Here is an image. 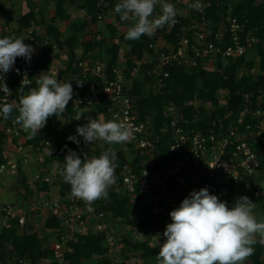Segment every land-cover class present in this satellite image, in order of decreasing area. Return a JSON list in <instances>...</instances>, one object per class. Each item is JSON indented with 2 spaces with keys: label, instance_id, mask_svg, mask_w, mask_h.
<instances>
[{
  "label": "built area",
  "instance_id": "1",
  "mask_svg": "<svg viewBox=\"0 0 264 264\" xmlns=\"http://www.w3.org/2000/svg\"><path fill=\"white\" fill-rule=\"evenodd\" d=\"M165 2L173 3L179 9L201 14L209 7V4L202 0H199L201 4L199 11L189 7L197 0H165ZM110 3L111 0L100 2V12L97 17L99 22L105 21L113 14L112 12L110 15L105 14L104 6ZM183 19L185 18L182 14H177L176 23L170 25L167 30L169 34L172 28L181 25L177 46L167 43L164 38H162L165 42L163 47L159 48L156 43L149 44V50L153 54L146 63L153 65L151 72L159 78L160 87L164 86L163 80L169 77L167 71L169 68L219 71L221 70L219 61L226 64L251 56L258 62V50L259 48L264 50V35L248 34L245 24L235 16L234 6L231 3L226 5V13L216 30L201 27L197 22L187 26L182 24ZM202 19L204 21V18ZM6 36L24 37L25 44L38 45L39 35L34 25L15 29L0 24V38ZM226 41L227 46H225ZM42 52L41 47L34 51L30 62H26L23 57L16 58L13 68L4 75L3 82L0 81V105L5 102L18 105L14 96L21 87L25 75L28 78L24 80L23 88L27 89L34 88L36 77L47 72L63 82H71L73 93L76 94L72 100L75 104L74 109H82L81 121L85 125L88 122L87 118H90L91 108L99 102V98L82 97L80 95L82 83L88 81L89 77L103 80L105 83L103 92L110 104L111 120L123 122L130 128L132 138L125 144L130 150L144 157L139 172L135 171L132 162L127 160L120 171L121 183L116 179L111 185L118 190L121 184V188L133 202L139 196L145 203L150 204L154 215L168 214V208L176 202L175 197L170 194L169 186L173 191H177L180 187L186 189L187 196L195 189L199 191L206 187L210 194L217 195L221 201H225L231 189L235 199L251 192L254 199L264 200V92L259 95L245 94L246 104L239 116L235 118L231 112L223 113L222 117L217 115L211 124L204 123L199 115L202 106L210 113L213 110L211 105L192 103L194 117L191 122L183 116L181 108L170 103L164 110V117L168 122L157 128L151 118L141 120L136 109L135 97L130 94L131 79L137 74L139 67L128 75L127 70L118 65L113 68L114 78L108 79L104 61L81 60L73 65V68L80 70L75 74L71 69L67 70L66 65L65 67L56 65L55 53L50 52L49 64L45 63L34 68L42 59ZM87 55L91 56L90 53ZM3 83L10 90L11 95L5 93ZM24 94L26 91L23 92ZM223 120H227V123H223ZM0 131L6 136L0 177L19 176L21 166L27 176V185L35 193L33 197L28 198L29 201L26 203L29 206L26 210L18 209V211L12 204H0V231L3 227L11 225L13 220H17L19 231L22 232L28 221L27 215L30 222L31 218H42L41 216H45L42 220L48 217L56 218L63 226L62 236L60 240L51 243L52 259H43L40 262L68 264L65 259V254L71 251L68 241L74 240L76 235L103 232L108 227L105 213L98 212L95 205H92L93 211H88L85 203L71 196L70 191H63L58 187V191L55 192L52 185L57 174L52 166L44 174L41 169L32 170L40 165H35L36 162H33V154L39 155V160L42 161L45 156H50V152L52 154L56 151L54 143L44 137L42 129L33 134L31 131L23 130L20 125L8 122L0 114ZM163 136L169 139V150L174 160L169 163V168L155 170L154 154ZM32 138H40L38 146L28 143ZM37 184H48L49 189L37 192ZM59 232L55 231L52 234L57 236ZM106 242L108 247L115 246V242H108V235Z\"/></svg>",
  "mask_w": 264,
  "mask_h": 264
},
{
  "label": "trees",
  "instance_id": "2",
  "mask_svg": "<svg viewBox=\"0 0 264 264\" xmlns=\"http://www.w3.org/2000/svg\"><path fill=\"white\" fill-rule=\"evenodd\" d=\"M102 0H53L54 4V16L48 18L45 10H42L41 19H37V14L31 0L28 2V12L20 17L18 20L19 29L29 28L32 25H45L47 32L46 38H39V42L42 45V59L34 66V68L40 67L43 64H49V54L56 47L66 46V53L68 62L66 63L67 70L74 71L75 74L79 73V68H73V65L78 61L88 60V53H91L95 48H99L100 53L96 55L100 57L99 60H105L106 72L108 79L114 78L113 68L119 65L120 49L122 46L128 48V56L126 63H123L124 68L127 70V74L137 67L135 61H141L145 53L153 54L149 50V44L155 43L159 36H163L164 39L177 46L180 34L181 25L171 29V32L167 34L168 27L165 25L162 29H158L155 35L151 37L142 35L139 40H126L125 34H118V30L114 26H109V33L112 39L118 35V42H114L112 45H108L107 39L102 38L97 40L96 37L102 32L97 30L92 35L91 40H85L84 36L87 33L89 23L96 26L99 14V4ZM119 0H111V3L104 6L105 14L115 15L117 19V27L128 26L127 21H122L119 14H116L113 9ZM209 4L205 13L201 14L196 11H192L190 18L183 19L182 24L190 26L197 22L199 24L204 23L205 27L209 26L212 30H216L220 24L223 16L226 13V5L229 4V0H212L204 1ZM234 14L238 20L245 24L246 32L253 36L264 35V0H240L238 3L233 4ZM75 8L80 11L83 10L90 18V22L87 21L81 23H70L69 30L74 33L72 36L64 37L59 28V23L69 21L71 14L69 8ZM161 10L159 6H156L154 15L160 14ZM43 15V16H42ZM204 18V21L203 19ZM84 40H83V39ZM44 40L47 42L44 43ZM228 45L226 41L225 46ZM82 49L83 54L77 58L76 50ZM259 60L258 62L250 57H242L236 62H228L224 64L223 61H219L221 70L211 71L201 68L189 71L185 68L172 67L167 71L169 77L163 80L164 86L160 87L159 78L151 72L153 65L151 63H143L137 74L132 77L130 94L135 97L136 109L140 114L141 120L151 118L156 127L159 128L163 123H167L168 120L164 117V110L166 106L173 103L175 106L182 109L183 116L190 119L193 122L194 106L192 103H202L204 106L211 105L213 110H205V107H201L200 118L208 124H211L212 120L217 115L223 116V113L231 112L233 117L239 116V113L245 106L244 99L245 94L259 95L264 92V50L259 48L258 50ZM59 57V54H57ZM105 57H108L106 60ZM102 58V59H101ZM36 86L34 82V87ZM105 83L103 80L95 77H89L88 81H83L81 86L80 95L84 96H96L99 98V102L95 104L90 110V118L98 119V116H102L103 120H111L110 104L107 96L103 92ZM162 86V85H161ZM31 88H23V91H17L14 98L19 104L20 96L23 92L26 93ZM227 90V103L223 108L219 106V91ZM76 97L73 93L72 100ZM70 100L67 109L61 116L76 117L82 113L81 110L74 109V103ZM18 115L15 107L13 110V117ZM60 117V116H59ZM58 117V118H59ZM54 115L47 120L45 127L42 129V133L45 138L51 139L56 147V151L50 156H45L43 162L36 167L41 171L47 172L50 166L59 164V171L64 166V157L68 154V150L75 151L81 158L87 156L91 158L93 156L98 157L102 152L98 147L94 148L93 142L85 143L83 137H81V143H71L67 141L63 124ZM8 122H12V119H8ZM223 123H227V120H223ZM84 125V124H83ZM208 126V125H207ZM30 144L38 146L40 138H32L29 140ZM93 146V147H92ZM91 147V148H90ZM109 147L117 154L115 176L118 182L121 183L120 171L122 166L127 162L125 146L120 144L107 145L103 142L104 151ZM6 148V136L0 131V164L4 162L3 152ZM87 150H86V149ZM129 149L130 147L127 146ZM156 164L155 170H163L169 168V163L174 160L173 154L169 150V139L162 137L157 145V152L154 154ZM144 158L140 153H137L132 160V166L135 171H138L140 164ZM146 158V157H145ZM139 172V171H138ZM20 182L23 184L28 196L33 197L35 195L33 189L27 185V176L22 167H19ZM59 179L54 183H58L62 187L63 191H71L70 185L64 182L63 178L58 174ZM118 190L112 186L108 189V198L100 199L94 202L93 205L97 207L98 212H104L106 215V222L109 223L110 218L113 220H120L123 222L132 232H145L151 228H160L165 230L166 225L171 223V217L169 213L178 208L182 200L187 196L186 189L180 187L177 191H173L169 186L176 202L173 203L168 209V214L163 213L154 215L151 211L150 204L145 203L139 196L133 202L131 197L123 190ZM48 184H37V192L42 190H48ZM195 191H197L195 189ZM234 192L231 189V193L226 197L224 202H227L229 208L235 203ZM247 196L255 205L259 208L264 206L263 199H254L252 193L248 192L242 194ZM26 200V199H25ZM28 202V201H26ZM25 228L19 231V222L13 220L11 225L3 227L0 231V264H8L9 261L14 264H41L43 259H52V251L50 247L44 246V241L49 237L43 239L38 234L32 232L33 224L29 220ZM45 221V229L50 233H57L54 236L55 240H60L63 233V226L61 222L53 217H48ZM108 225V224H107ZM107 230L103 232H88L87 234L76 235V238L72 241H68V246L71 251L65 254V259L68 264H87L93 257L100 260V264H112L111 260L107 258L109 247L107 246ZM253 245L255 252L248 258L250 264H264V245L258 240ZM115 243L120 245L124 244V248L120 251L119 256L122 258V263L126 264V261L130 258L129 253L133 252L134 255H139L143 260H146L152 264H157L156 255L159 253L160 245H152L149 240L138 241L133 240L131 235L118 238Z\"/></svg>",
  "mask_w": 264,
  "mask_h": 264
},
{
  "label": "clouds",
  "instance_id": "3",
  "mask_svg": "<svg viewBox=\"0 0 264 264\" xmlns=\"http://www.w3.org/2000/svg\"><path fill=\"white\" fill-rule=\"evenodd\" d=\"M157 5L161 12L154 15ZM189 7L199 11L201 4L197 0ZM113 11L122 21L131 22L126 40H139L142 35L151 37L155 30L175 24L178 14L175 5L165 0H119ZM24 40V37L0 38V81L13 68L17 57L30 62L35 49ZM26 78L27 75L21 82V92ZM35 84L36 87L20 96L18 105L7 102L0 105V114L5 120L11 118L14 124L33 134L43 129L50 117L61 116L73 97L71 82H63L47 72L37 76ZM3 89L11 95L4 83ZM14 107L18 112L15 117ZM82 116L79 114L75 119ZM87 120V124L77 126L76 135L69 136V141L79 144L78 137H83L86 144L103 141L111 146L132 138V131L123 122ZM116 160L112 147L91 158L85 155L81 158L69 149L59 175L70 185V195L82 200L88 211H93L94 202L107 199L109 187L116 182ZM254 208L255 203L247 196L236 198L229 208L227 202L210 194L206 187L193 190L169 213L171 223L163 232L166 239L156 255L157 264H245L255 252L256 236L264 240V220L257 221Z\"/></svg>",
  "mask_w": 264,
  "mask_h": 264
},
{
  "label": "rangeland",
  "instance_id": "4",
  "mask_svg": "<svg viewBox=\"0 0 264 264\" xmlns=\"http://www.w3.org/2000/svg\"><path fill=\"white\" fill-rule=\"evenodd\" d=\"M238 0H230L229 2L231 4L236 3ZM27 0H11V1H5V2H0V4H4L2 7L4 12H9V8L8 6H11L13 9L10 12V15L12 16L11 19L8 20H3L5 23H8L10 26H15L16 21L19 19V17L23 14V10H28L29 7L28 5H26ZM44 3L49 4L48 0H43ZM6 5V6H5ZM34 8H36V4H33ZM48 8V7H47ZM72 12V19L75 21H80L83 20L86 16L83 15L82 12L76 10L75 8H71L69 9ZM102 28L103 26H108L106 25L107 22L102 21ZM69 24H64V26L62 27H66ZM198 25V24H197ZM199 26V25H198ZM201 27H204L205 24H200ZM99 27V28H101ZM98 29V27H92L90 28L89 32L87 33V37L84 36L85 40H91L92 39V35L94 34V32ZM207 29H211L209 26H207ZM104 32V31H103ZM102 32V33H103ZM120 32H118L119 34ZM83 39V38H82ZM83 39V40H84ZM116 39H118V35L116 37ZM112 41L115 40L111 39ZM111 41V42H112ZM164 41L162 40V37L159 38L156 42V45L158 46H163ZM162 44V45H161ZM35 51L39 50L38 45H33L32 46ZM160 48V47H159ZM61 49V48H60ZM65 49V48H64ZM123 49L125 50V48L123 47ZM63 50V48L61 49ZM56 51L59 53L58 58L55 59L54 63L59 64L61 66L66 65V63L68 62V57H67V53L64 51ZM82 50V49H81ZM81 50H79L78 54L81 52ZM80 55H78L79 57ZM142 64V63H141ZM121 67H124L123 65H120ZM137 72V69L135 70V73ZM228 91L227 90H222L219 93V106L222 107L226 104L227 102V95ZM98 118L100 120H103V118L101 116H98ZM58 120L63 124L64 126V130H65V134H66V138H68L71 135H76V128L78 125L82 126V121L81 119L76 120L75 117H65V116H60L58 118ZM79 139V143H81V137H78ZM67 141H69L67 139ZM71 142V141H69ZM73 143V142H71ZM94 144V148L98 147L99 149H101V152H104V150L101 148L103 147V141H97V142H93ZM122 146H125L126 149V159L129 162H132V160L135 158V155L137 154L135 151L130 150L127 148V144L123 143L120 144ZM93 147V146H92ZM57 165V164H56ZM56 167V166H55ZM29 168V167H28ZM26 170H28L26 168ZM59 171V169L56 170V172ZM29 172H31V170H29ZM32 174V173H31ZM29 179L31 180V176H29ZM53 182V178L51 180ZM57 185V183H55ZM53 184V189L55 192L58 191V187ZM30 196H28L25 188L23 187V184L20 182V176H16V177H0V204H12L14 205L15 209H22V210H26L27 207L29 206L26 201H29L28 198ZM26 199V200H25ZM18 210V211H19ZM254 214L257 218V221L259 222L260 220H264V206L261 205V207L259 208L258 205H255L254 208ZM42 218H45V216H41ZM42 218L38 217V218H31V223L33 224L32 226V232L38 234L39 237H41L42 239L44 237H49L47 240L44 241V246L45 247H50L51 243L55 240L54 236L52 233H50L48 230H46L44 227V223L45 221L42 220ZM163 229L160 228H151L148 229L145 232H137V231H131L123 222H121L120 220H113L110 218L109 223H108V230H107V235H108V242H116V240H118V238H121L123 236H125L126 234L131 235L133 240H138V241H145V240H149L151 242L152 245L156 246V245H160L164 242V240L166 239L163 236ZM256 240L260 241L262 243V245H264V240H262L259 235L256 236ZM124 248V244H116L113 248L110 246L109 247V252L107 253V258H109L112 262V264H124L122 263V258L119 256L120 251ZM135 253L131 252L129 253L130 258L126 261V264H152L146 260H143L139 257V255H134ZM8 264H14L12 262L9 261ZM87 264H100V260L96 257H93L91 261L87 262ZM245 264H250V261L247 259L245 261Z\"/></svg>",
  "mask_w": 264,
  "mask_h": 264
},
{
  "label": "crops",
  "instance_id": "5",
  "mask_svg": "<svg viewBox=\"0 0 264 264\" xmlns=\"http://www.w3.org/2000/svg\"><path fill=\"white\" fill-rule=\"evenodd\" d=\"M5 1H11V0H0V2H5ZM49 1V4H47V3H44L43 2V0H31V2L33 3V4H36V9H35V13L37 14V19L39 20V19H41V12H42V10H45V12H46V15H47V17L48 18H50V17H53L54 16V4H53V0H48ZM201 1V0H200ZM202 1H212V0H202ZM230 1V0H229ZM240 0H238L236 3H238ZM28 2H29V0H27V2H26V5H28ZM235 4V3H234ZM4 4L2 3V4H0V24H2V25H5V26H8V27H11V28H15V29H17V28H19V25H18V20L20 19V17H22L23 15H25L27 12H28V10L26 11V10H23V14L19 17V19L16 21V24H15V26H10L8 23H5L3 20H8V19H11L12 18V16L10 15V12H11V10L13 9L11 6H8V8H9V12L7 13V12H4L3 11V6ZM6 6V5H5ZM48 7V8H47ZM72 8V7H71ZM71 8H69V9H71ZM176 9H177V11H178V14H182L183 15V17L185 18V19H187V18H190V16H191V13H192V11L191 10H187V9H179V8H177L176 7ZM69 12H70V14H71V19L69 20V21H65V22H61V23H59V28H60V31L62 32V34H63V36L64 37H67V36H72V35H74V33L73 32H71L70 30H69V26H70V23H81V22H85V21H87L88 23L90 22V18H89V16L86 14V12L85 11H83V10H80V12H82L83 13V15H85L86 17L83 19V20H80V21H75V20H73L72 19V12L69 10ZM43 16V15H42ZM106 22H107V24L106 25H108V26H103V28L101 27L102 25V23L101 22H98L97 23V25L96 26H94V25H91V23H89V27H88V29H87V33L89 32V30H90V28H92V27H98V29H97V32L98 31H100V32H103L102 34H99V35H97V37H96V39L97 40H100V39H102V38H106L107 39V42H108V45H112L114 42H118V39H116L115 38V40H111L112 38L110 37V33H109V26H114V27H116V29L118 30V32H120L121 34L122 33H126L127 32V30H128V28L131 26V22L130 21H127L128 22V26H124V27H117V19H116V17H115V15H111V16H108L107 17V19H106ZM64 24H69L68 26H66V27H62V26H64ZM34 27L36 28V30H37V34L39 35V37L37 38V40H38V46H39V49H40V47H41V49H42V45H41V43L39 42V38H43V39H45L46 38V32H47V29H46V26L45 25H34ZM99 27H101V28H99ZM157 31H158V29L157 30H155V32H154V34L153 35H155L156 33H157ZM87 33L85 34V36L87 35ZM119 33V34H120ZM87 37V36H86ZM164 38L162 35L161 36H159V38ZM158 38V39H159ZM165 40V39H164ZM112 41V42H111ZM45 42H47L46 40H44V43ZM157 42V41H156ZM155 42V43H156ZM167 42V41H166ZM168 43V42H167ZM46 44V43H45ZM165 44V42L163 43V46H165L164 45ZM162 45V44H161ZM163 46H158V47H163ZM123 47L125 48V50L123 49ZM63 48V50H61V49ZM65 48V49H64ZM56 49H57V51H64V52H66V49H67V47L66 46H61V47H56L55 49H53L51 52H54L55 53V57L56 58H58L57 57V54H59L57 51H56ZM79 50H81V49H79ZM79 50H76V54H77V58H79V57H81V55L83 54V51L81 50V52L78 54V52H79ZM100 53V50H99V48L97 47V48H95L94 50H92L91 51V56L90 57H88V60H92V61H97V60H99V58L100 57H97L96 55H98ZM128 48L126 47V46H122L121 47V49H120V57H119V66L120 65H123V63H126L127 62V59L129 58V57H127L128 55ZM78 55H80L79 57H78ZM146 55V56H145ZM145 55H144V57H143V59L141 60V61H135L134 60V63H136L137 64V67H139V68H141V66L143 65V63L145 64L146 63V60H148V59H150L152 56H151V54H149V53H145ZM150 55V56H149ZM60 57V56H59ZM102 59V58H101ZM105 59L107 60L108 59V57H105ZM104 62H105V60H103ZM138 62V63H137ZM142 63V64H141ZM222 91V90H221ZM221 91H219V93L221 92ZM228 95V94H227ZM40 159V157H39V155H37V154H33V162H36L35 163V165H39V164H41L42 162H43V160L41 161V160H39ZM56 166V167H55ZM54 169H55V172H56V170L57 169H59V164H54L53 166H52ZM36 169V167H34V168H32V170H35ZM56 174H57V176H56V180L57 179H59V176H58V174H59V171H57L56 172ZM55 184V183H54ZM56 185V184H55ZM57 187H59V188H61L62 189V187H60V185L57 183V185H56Z\"/></svg>",
  "mask_w": 264,
  "mask_h": 264
}]
</instances>
